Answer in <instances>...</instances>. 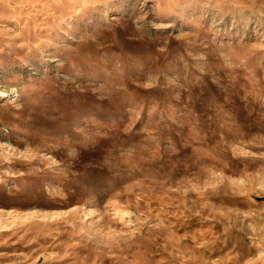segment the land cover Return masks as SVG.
<instances>
[{
	"label": "rangeland",
	"instance_id": "obj_1",
	"mask_svg": "<svg viewBox=\"0 0 264 264\" xmlns=\"http://www.w3.org/2000/svg\"><path fill=\"white\" fill-rule=\"evenodd\" d=\"M0 264H264V0H0Z\"/></svg>",
	"mask_w": 264,
	"mask_h": 264
}]
</instances>
